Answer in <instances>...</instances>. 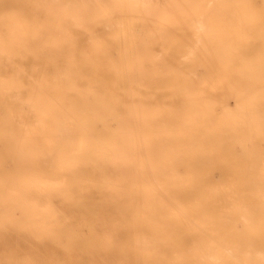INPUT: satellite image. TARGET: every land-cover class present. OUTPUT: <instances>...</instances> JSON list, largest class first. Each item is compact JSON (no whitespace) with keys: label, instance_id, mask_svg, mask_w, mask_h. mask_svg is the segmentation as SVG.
I'll use <instances>...</instances> for the list:
<instances>
[{"label":"bare ground","instance_id":"obj_1","mask_svg":"<svg viewBox=\"0 0 264 264\" xmlns=\"http://www.w3.org/2000/svg\"><path fill=\"white\" fill-rule=\"evenodd\" d=\"M262 8L264 0H0V22L54 23L55 65L40 47L0 46L24 61L0 76L33 82L0 86L8 113L0 116V227L73 224L75 234L43 237L134 245L138 264H262L254 235L239 243L231 228L214 231L229 221L212 218L213 186L204 182L203 198L199 191L216 164L201 162L199 150L214 160L217 130L260 133ZM210 238L227 240V251Z\"/></svg>","mask_w":264,"mask_h":264},{"label":"rangeland","instance_id":"obj_2","mask_svg":"<svg viewBox=\"0 0 264 264\" xmlns=\"http://www.w3.org/2000/svg\"><path fill=\"white\" fill-rule=\"evenodd\" d=\"M49 25L52 26L54 23L2 21L0 22V46L9 44L12 48L21 50L27 47H40L43 50L42 54L46 55L44 62L48 61L49 64L47 65L55 68L52 50L48 46L52 41L53 33L49 29ZM42 54H39L36 59L44 58ZM43 63L37 62L32 67L35 68L38 64ZM15 64L17 65L16 68ZM23 66L24 61L22 59L19 63L16 56L6 53L0 54V72L12 71ZM0 77H2L0 78V86L10 84L18 87L33 84L32 80L18 79V75H15L14 72L11 75L3 74ZM230 103L233 107L232 100ZM5 107V101L0 100V116L8 114ZM262 117L264 116L260 113L259 134L245 129L241 124L233 131L225 130L224 127L217 130L216 138L219 143L215 145L216 149L213 150L215 161L210 157L204 159L208 148L199 150L201 162L210 164L213 161L216 163L208 171L209 179L201 181L199 191L203 198L204 182H207L206 186L209 184L213 186L211 198L213 206H209V211L214 213L212 218L216 222L221 219L229 221V225L216 224L214 228L216 233L220 232V228L228 227L235 232L237 242L246 243V239L254 235L255 238L252 243L264 247V238L262 239L264 236V121H262ZM215 118L218 116L216 115ZM198 136L199 138L204 136L202 131ZM241 138L246 139L244 146ZM228 142L230 146L227 145ZM208 144H211L210 140ZM210 155L212 154L210 153ZM251 155L255 157L252 158ZM203 206L202 200L201 215L205 213ZM40 217L46 220L44 214ZM74 228L73 224L67 226L66 230H28L0 227V264H6V262L24 264L25 261H30L31 264L137 263L134 259V250H136L134 245V247L131 246L126 249L121 247L106 248L95 244L79 243L75 238L67 240L43 237L47 235H72L77 233ZM200 237L204 238L203 230L200 232ZM210 242L219 251H227L225 248V245L229 243L227 240L220 243L210 238ZM127 249L129 252L122 255L120 250ZM122 256H125L128 261L120 262L119 258ZM220 259L228 260L230 257H221Z\"/></svg>","mask_w":264,"mask_h":264},{"label":"snow or ice","instance_id":"obj_3","mask_svg":"<svg viewBox=\"0 0 264 264\" xmlns=\"http://www.w3.org/2000/svg\"><path fill=\"white\" fill-rule=\"evenodd\" d=\"M193 7H198V5H192ZM247 23H255V17H249L246 20ZM205 30V25L204 24H199L198 25V31L203 32ZM260 32H261V63H260V72H261V76L262 78H264V8L261 9V13H260ZM189 55H192L193 53L191 51H189L188 53ZM175 72H177L178 74L180 73V69L179 68H175L174 69ZM262 121H264V117H262ZM178 243L180 244H186V240L184 237H178ZM6 264H14V262H6ZM24 264H31L30 261H25ZM147 264H191L190 261H186L183 259H178L175 261H171V262H167V261H162V262H147ZM217 264H220V262H217ZM262 264H264V262H262Z\"/></svg>","mask_w":264,"mask_h":264}]
</instances>
